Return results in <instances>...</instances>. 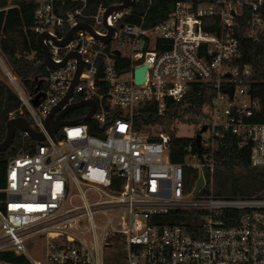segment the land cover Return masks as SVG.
I'll list each match as a JSON object with an SVG mask.
<instances>
[{
    "label": "built area",
    "instance_id": "obj_1",
    "mask_svg": "<svg viewBox=\"0 0 264 264\" xmlns=\"http://www.w3.org/2000/svg\"><path fill=\"white\" fill-rule=\"evenodd\" d=\"M30 1L34 33L45 35L43 44L60 67L47 70L45 87L29 95L7 71L22 109L45 140L0 161V253L24 255L30 264H264V198L204 193L228 135L239 149H249L252 167L264 169V105L250 92L251 69L234 64L237 20L248 13V36L257 40L264 34V0H210L195 8L178 2L152 27H145V17L140 24L125 22L136 0L110 14L121 0L110 7L91 0ZM114 52L127 64H118ZM145 64V83L136 85L134 72ZM80 69L66 105L93 101L95 112L50 136L45 120ZM193 84L215 88L210 119L196 126L198 132L207 128L202 159L188 147L184 162L173 163L170 136L148 141L133 131V119L146 104L162 113L169 101L181 102ZM230 87L231 98L225 93ZM83 108L84 119L91 108ZM188 171L198 175L193 188ZM201 176L204 185L195 194ZM170 212L201 213L200 235L165 220ZM27 241L39 249L38 262L27 255Z\"/></svg>",
    "mask_w": 264,
    "mask_h": 264
},
{
    "label": "trees",
    "instance_id": "obj_2",
    "mask_svg": "<svg viewBox=\"0 0 264 264\" xmlns=\"http://www.w3.org/2000/svg\"><path fill=\"white\" fill-rule=\"evenodd\" d=\"M92 4H104L107 7L119 3V0H91ZM183 2L191 7L208 4L210 0H136L130 11L132 17L125 22L140 24L145 17V27H152L164 21L173 11L176 3ZM248 13L238 18L234 35L239 43V58L235 66L251 69L250 92L260 97L264 105V34L257 40L248 36ZM35 3L30 0H0V58L13 76L20 82L23 90L29 95L37 87H45L43 78L48 72L43 65V53L34 33L36 26ZM168 49V48H167ZM127 59L116 58L118 64ZM215 95L213 85L193 84L187 96L179 103L169 101L165 110L159 113L156 104L141 106L133 119V131L145 135L148 141H155L158 134L170 136L169 156L173 163L184 162L186 150L191 147L196 151L193 138H182L176 135L179 124L197 126L210 119L211 102ZM22 111V114H20ZM25 118L35 131L29 113L22 109L21 101L12 86L0 80V143L6 135V123L9 115ZM86 109L74 110L66 115V121L83 120ZM224 148L215 155V169L211 184L205 194L216 198L244 199L264 198V169L254 168L249 161L248 148L239 149L235 136L228 135ZM34 141L24 133L17 132L10 149L0 153V161L14 158L30 151ZM32 150V149H31ZM189 184L193 188L197 172L188 171ZM210 180L208 174L205 175ZM201 213L170 212L165 220L182 223L192 236L200 235ZM0 262L8 264H30L24 255L14 252H1Z\"/></svg>",
    "mask_w": 264,
    "mask_h": 264
},
{
    "label": "water",
    "instance_id": "obj_3",
    "mask_svg": "<svg viewBox=\"0 0 264 264\" xmlns=\"http://www.w3.org/2000/svg\"><path fill=\"white\" fill-rule=\"evenodd\" d=\"M121 2H122L121 6H112L111 8H109L108 14H110L112 12L120 11L123 9H128L133 4V0H121ZM77 29H83V30H87V31L92 32V29L87 25H80ZM112 34H113V31L110 30V35L103 39V42L105 44H108L110 42ZM68 37L69 38H67L65 41L60 42L61 46H64L68 43L71 35H69ZM44 38H45V35L38 36L37 37V43L41 47V50L43 53L44 68L46 70L53 71V70L58 69L60 66L54 64L51 61L48 48L43 44ZM113 54L117 57L120 56L119 52H114ZM147 69H148V64H145L144 66H142L141 68H138L134 72V79H135L134 82L136 85H143L145 83V77H146ZM80 73H81V69L77 73L75 81H74L72 88H71L70 92L68 93L67 97L50 113V115L45 120V129L50 136L54 135L57 132V130L62 126L75 125L74 122L63 121V118L68 113H70L74 110L80 109L82 107L88 106L91 108V110H90L89 114L83 119V121H89L95 112V103L93 101H83V102H79L76 104L66 105L69 98L72 95L73 88L77 83V79H78ZM225 93H227L231 98L232 94H233V88H231V87L228 88L225 91ZM34 105H35V102H34ZM206 130H207V128H206V126H204L195 136V145H196L200 159H202L201 158V137H202V134L206 132ZM18 131L21 133H24L26 136H28L34 142H43L45 140L44 134L42 132L35 131L25 118H23V117L13 118V119L8 120V122L6 123V135H5V138L3 139V141L0 143V153L5 152L11 148L13 141H14V138L16 136V133ZM90 132H91V134H94L93 130H91ZM203 185H204V179L201 176L196 183L194 193L197 194Z\"/></svg>",
    "mask_w": 264,
    "mask_h": 264
},
{
    "label": "rangeland",
    "instance_id": "obj_4",
    "mask_svg": "<svg viewBox=\"0 0 264 264\" xmlns=\"http://www.w3.org/2000/svg\"><path fill=\"white\" fill-rule=\"evenodd\" d=\"M7 71H9V73L13 76L11 70L7 68L5 63L0 58V80L5 81L8 85L14 88L7 76ZM198 129L199 128L194 125L179 124L176 128V135L182 138H194L196 133L198 132ZM33 244V241H27L26 243H24V248L31 260L38 262L40 260V251ZM120 249L122 248L120 247Z\"/></svg>",
    "mask_w": 264,
    "mask_h": 264
},
{
    "label": "bare ground",
    "instance_id": "obj_5",
    "mask_svg": "<svg viewBox=\"0 0 264 264\" xmlns=\"http://www.w3.org/2000/svg\"><path fill=\"white\" fill-rule=\"evenodd\" d=\"M32 150H33V148H32Z\"/></svg>",
    "mask_w": 264,
    "mask_h": 264
}]
</instances>
